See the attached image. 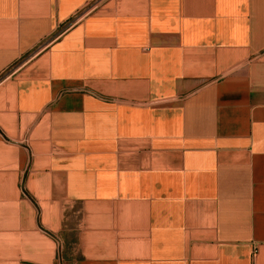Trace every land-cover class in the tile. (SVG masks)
<instances>
[{
	"label": "crops",
	"instance_id": "0c3cea01",
	"mask_svg": "<svg viewBox=\"0 0 264 264\" xmlns=\"http://www.w3.org/2000/svg\"><path fill=\"white\" fill-rule=\"evenodd\" d=\"M0 264H264V0H0Z\"/></svg>",
	"mask_w": 264,
	"mask_h": 264
},
{
	"label": "rangeland",
	"instance_id": "374dc122",
	"mask_svg": "<svg viewBox=\"0 0 264 264\" xmlns=\"http://www.w3.org/2000/svg\"><path fill=\"white\" fill-rule=\"evenodd\" d=\"M74 18H75V22L78 21V20L81 18V13H80V14H77ZM22 186H23V188H22V189H23V190H22L23 193H24L25 195H27V194H26L25 187H24L23 184H22Z\"/></svg>",
	"mask_w": 264,
	"mask_h": 264
}]
</instances>
